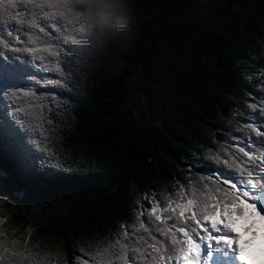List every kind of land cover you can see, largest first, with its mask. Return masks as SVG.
Listing matches in <instances>:
<instances>
[{
	"label": "trees",
	"instance_id": "16d2710c",
	"mask_svg": "<svg viewBox=\"0 0 264 264\" xmlns=\"http://www.w3.org/2000/svg\"><path fill=\"white\" fill-rule=\"evenodd\" d=\"M196 2L128 0L126 24L86 9L72 98L36 100L34 118L22 117L37 177L11 187L13 160L0 155L9 241L30 236L47 264H67L73 250H95L132 223L153 196L189 179L211 183L215 156L239 155L250 139L247 104L262 95L264 0H234L215 31L193 14ZM41 119L47 131L33 135Z\"/></svg>",
	"mask_w": 264,
	"mask_h": 264
},
{
	"label": "snow or ice",
	"instance_id": "6c2138e0",
	"mask_svg": "<svg viewBox=\"0 0 264 264\" xmlns=\"http://www.w3.org/2000/svg\"><path fill=\"white\" fill-rule=\"evenodd\" d=\"M90 5L91 0H0V155L13 160L11 187L37 177L35 158L29 160L31 141L22 137V117L34 118L36 100L48 99L51 105L60 97L72 98L80 69L74 57L89 38ZM258 84L260 101L247 104L250 139L238 148L239 155L213 158L218 166L210 172L211 183L189 179L174 193L153 196L132 223L97 241L95 250L81 249L79 255L73 250L67 264H243L236 259L229 224L233 214L246 209L264 219V123H257L264 121V80ZM40 112L42 117V105ZM37 129L42 135L47 131L42 119L33 135ZM3 177L0 172V196ZM4 225L0 215V264H47L51 257L37 252L30 236L9 241Z\"/></svg>",
	"mask_w": 264,
	"mask_h": 264
},
{
	"label": "rangeland",
	"instance_id": "374dc122",
	"mask_svg": "<svg viewBox=\"0 0 264 264\" xmlns=\"http://www.w3.org/2000/svg\"><path fill=\"white\" fill-rule=\"evenodd\" d=\"M234 6V5H233ZM225 7L223 0H197L196 5L193 10V14L197 17H199L208 30L215 31L222 25L226 23V20L230 14L226 12H222L223 8ZM0 172H2V169L0 168ZM149 206V205H147ZM144 208V207H143ZM242 222V223H249L252 224L253 233H258L262 228V224L264 222V219H262L260 216L256 217L255 212H248L247 209L243 212L242 215L236 216L233 214L230 220V228H239V226L232 222ZM246 224V223H245ZM236 232L239 231L242 232L240 229H234ZM251 232V231H250ZM191 261H186V264H192Z\"/></svg>",
	"mask_w": 264,
	"mask_h": 264
},
{
	"label": "bare ground",
	"instance_id": "6f19581e",
	"mask_svg": "<svg viewBox=\"0 0 264 264\" xmlns=\"http://www.w3.org/2000/svg\"><path fill=\"white\" fill-rule=\"evenodd\" d=\"M248 212H250V210H247V213ZM234 223L239 226V228H231L236 236V248L240 251L241 254L252 258L250 264L264 262V222L262 224L263 229L254 234H252V224H249L247 222H245L246 224L242 222L237 223L233 221L232 224ZM234 229H240L242 232H236Z\"/></svg>",
	"mask_w": 264,
	"mask_h": 264
},
{
	"label": "clouds",
	"instance_id": "9594fccd",
	"mask_svg": "<svg viewBox=\"0 0 264 264\" xmlns=\"http://www.w3.org/2000/svg\"><path fill=\"white\" fill-rule=\"evenodd\" d=\"M90 15L97 19H115L120 24H126L129 19L128 0H91Z\"/></svg>",
	"mask_w": 264,
	"mask_h": 264
},
{
	"label": "water",
	"instance_id": "95a60500",
	"mask_svg": "<svg viewBox=\"0 0 264 264\" xmlns=\"http://www.w3.org/2000/svg\"><path fill=\"white\" fill-rule=\"evenodd\" d=\"M224 1V5L225 7L223 8L222 12H226V13H229L234 5V0H223ZM133 83H134V79L132 78L131 79V86H130V91H132V88H133ZM125 104L130 107V104L128 102L125 101ZM0 168L2 169V172L4 173V175L6 176L7 179H9L7 177V174L5 173L6 171L1 167L0 165Z\"/></svg>",
	"mask_w": 264,
	"mask_h": 264
}]
</instances>
